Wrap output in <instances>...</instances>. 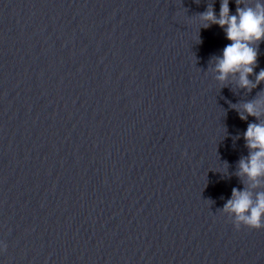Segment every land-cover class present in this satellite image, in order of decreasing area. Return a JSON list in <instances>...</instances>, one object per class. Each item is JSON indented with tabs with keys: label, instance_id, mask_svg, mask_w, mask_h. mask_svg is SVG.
Masks as SVG:
<instances>
[{
	"label": "water",
	"instance_id": "95a60500",
	"mask_svg": "<svg viewBox=\"0 0 264 264\" xmlns=\"http://www.w3.org/2000/svg\"><path fill=\"white\" fill-rule=\"evenodd\" d=\"M220 2L0 0V264H264L221 212L264 81H215Z\"/></svg>",
	"mask_w": 264,
	"mask_h": 264
},
{
	"label": "clouds",
	"instance_id": "9594fccd",
	"mask_svg": "<svg viewBox=\"0 0 264 264\" xmlns=\"http://www.w3.org/2000/svg\"><path fill=\"white\" fill-rule=\"evenodd\" d=\"M234 12H230L229 0H221L218 15L210 4L199 13V24L207 28L210 24L220 26L229 43L225 44L220 55L211 58L215 81L225 85L230 79L236 80L242 88L251 89L264 81V68L255 73V81L249 79L253 74L258 57V46L264 41V0H235ZM197 40L200 42L199 33ZM235 107V105H234ZM240 119L247 115L257 117V122H249L243 133L248 155L238 161L237 176L242 178L244 187L232 188L221 212L225 213L239 229L264 228V113L258 103L245 102ZM4 244L0 242V250Z\"/></svg>",
	"mask_w": 264,
	"mask_h": 264
}]
</instances>
